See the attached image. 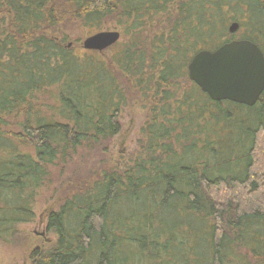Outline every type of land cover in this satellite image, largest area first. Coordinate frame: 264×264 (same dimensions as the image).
<instances>
[{"label": "trees", "instance_id": "16d2710c", "mask_svg": "<svg viewBox=\"0 0 264 264\" xmlns=\"http://www.w3.org/2000/svg\"><path fill=\"white\" fill-rule=\"evenodd\" d=\"M108 21L124 37L102 51L65 34ZM233 39L264 50V0H0V241L59 164L108 154L136 103L138 155L66 176L33 264H264V93L214 101L188 76Z\"/></svg>", "mask_w": 264, "mask_h": 264}, {"label": "rangeland", "instance_id": "374dc122", "mask_svg": "<svg viewBox=\"0 0 264 264\" xmlns=\"http://www.w3.org/2000/svg\"><path fill=\"white\" fill-rule=\"evenodd\" d=\"M104 30L119 31L121 33L119 41H122L124 37L123 28L116 22H106L101 31ZM242 31L243 29H238L235 33L237 38H240ZM65 32L69 36L68 41L74 44L77 47V52L80 53L78 46L83 47V41L92 35L94 30L93 27L77 24L65 29ZM145 119L146 110L140 105L132 103L124 108L121 114L122 130L110 142L108 154L100 152L90 161H87L86 158L85 161L75 160L67 167L59 164L53 171L54 183L51 189H42L35 202L34 218L27 223L19 224L14 235L7 236L3 242L0 241V264H33L31 258L33 252L48 246L57 237L55 232L47 227V215L50 210L59 207L60 199L66 194L62 193L68 185L66 176L85 174L93 164L99 166L103 164L102 162L110 164L109 166L113 168H123L138 155L139 140L142 138L141 128Z\"/></svg>", "mask_w": 264, "mask_h": 264}, {"label": "water", "instance_id": "95a60500", "mask_svg": "<svg viewBox=\"0 0 264 264\" xmlns=\"http://www.w3.org/2000/svg\"><path fill=\"white\" fill-rule=\"evenodd\" d=\"M238 28L234 22L229 30L235 33ZM120 37L117 30H104L86 37L82 44L102 51ZM188 76L214 101L254 106L264 93V52L249 39H233L214 50L198 51L188 64Z\"/></svg>", "mask_w": 264, "mask_h": 264}]
</instances>
